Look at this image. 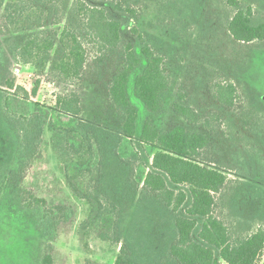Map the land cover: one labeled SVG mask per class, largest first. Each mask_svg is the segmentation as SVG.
Masks as SVG:
<instances>
[{"label":"rangeland","instance_id":"rangeland-1","mask_svg":"<svg viewBox=\"0 0 264 264\" xmlns=\"http://www.w3.org/2000/svg\"><path fill=\"white\" fill-rule=\"evenodd\" d=\"M84 1L105 8L108 17L119 22L118 51L129 44L140 56L142 46H150L164 59L171 79L163 107L155 115L145 111L133 93V78L141 68L129 79L128 99L138 111L137 136L123 142L119 153L132 162L136 180L143 179L151 163V151L137 141L143 122L150 118L161 131L181 124L192 132L206 134L210 145L203 157L211 167L221 169L229 178L240 175L264 183V43L246 44L229 36L226 24L231 11L227 0ZM237 1L264 20V0ZM43 30L51 33L53 29ZM29 35L13 32L0 11V184L4 182L5 186L0 195V264H42L45 255L51 257V264H112L121 244L100 238L93 226L83 228L87 207L72 198L60 173L57 148L71 136L54 135V121H49L50 126L43 131L44 158L18 183L25 157H21L16 118L31 115L33 103L52 107L57 95L76 92L85 119L115 126L118 118L107 89L118 70V57L110 55L103 63L94 64L95 49L85 38L87 58L82 78L65 81L48 65L25 64L19 59L18 49ZM11 82L14 87L8 89ZM220 83L236 88L238 98L233 107H222L214 99V88ZM174 103L194 109L200 123L188 125L173 112ZM56 123L66 126L62 118ZM241 184L231 186L234 192L215 211L235 235H247L260 225L253 221L254 227H249L238 212L246 216L264 206V194L256 196L252 189L256 185ZM26 190L69 207L71 219L60 225L58 233L51 230L39 209H23L20 200L28 196ZM231 197L236 203H231ZM170 222L163 211L135 204L123 215L121 242L126 241L137 257L153 259L170 240ZM216 264L225 263L217 259ZM258 264H264V252Z\"/></svg>","mask_w":264,"mask_h":264},{"label":"trees","instance_id":"trees-1","mask_svg":"<svg viewBox=\"0 0 264 264\" xmlns=\"http://www.w3.org/2000/svg\"><path fill=\"white\" fill-rule=\"evenodd\" d=\"M227 5L231 11L226 24L229 36L241 43H264V20L237 0H227ZM0 11L13 32H30L18 49L19 59L25 64L48 65L65 81L82 78L87 58L85 38L95 49L94 64L103 63L110 55H117L119 61L107 89L118 118L115 126L85 119L76 92L57 95L52 107L33 103L31 115L16 118L21 157H25L18 183L44 158L43 131L50 126L49 121H54V135L71 136L59 144L58 159L70 195L87 207L83 228L93 226L100 238L108 237L121 244L112 264H216L217 259L225 264L260 262L264 252V206L246 216L238 212V206L235 208L249 227H254L253 221L260 224L247 235L233 234L231 226L215 211L234 192L231 186L248 182L257 186L252 189L258 196L264 194V183L240 175L229 178L221 169L211 167L203 157L210 145L206 134L192 132L181 124L161 131L150 118L145 119L137 141L152 156L140 182L132 162L120 156L122 143L137 136L138 111L127 95L129 79L137 69L141 68L133 78L134 96L149 114H158L163 107L171 79L161 56L148 45L142 46L140 56L129 44L118 51L119 22L109 18L105 8L90 6L84 0H0ZM47 27L53 29L51 33L43 30ZM13 83H8V89L14 87ZM32 95H36V89ZM237 98L232 84L220 83L214 88V99L222 107H233ZM172 110L188 125L200 123V115L187 105L174 103ZM60 118L66 121L65 127L56 123ZM4 190L2 182L0 195ZM26 193L28 196L20 200L23 209H39L55 233L71 219L65 203L51 202L31 191ZM231 199L236 203L234 197ZM135 204L170 216V240L153 259L137 257L126 241L121 242L123 215ZM42 264H51V257L45 255Z\"/></svg>","mask_w":264,"mask_h":264}]
</instances>
